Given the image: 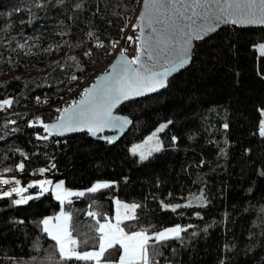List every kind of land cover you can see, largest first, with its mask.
I'll use <instances>...</instances> for the list:
<instances>
[{
  "label": "trees",
  "instance_id": "obj_1",
  "mask_svg": "<svg viewBox=\"0 0 264 264\" xmlns=\"http://www.w3.org/2000/svg\"><path fill=\"white\" fill-rule=\"evenodd\" d=\"M134 1L86 0V7L78 14L79 19L75 23L69 18L70 13L59 8L48 11L47 15L40 11L37 13L39 19L26 27L19 23L20 19H26V13H15L14 32L22 29L26 35L13 39L0 31V99L11 95L18 100L7 111L0 109V137H3L0 139V175H16L19 180L34 177L53 181L63 179L65 185L71 188H87L96 179L117 181L108 189L73 197L65 204L66 211L72 214L69 228L80 241L79 250L98 248L100 233L97 229L100 222L112 220L113 198L118 197L139 205L135 209V217L125 222L126 231H138L140 227L148 225H153L152 230H157L171 223L194 225L187 230L189 236L191 232L201 230L200 235L186 240V246L180 249L182 264H216L221 255L231 257L232 264H259V254L255 257L238 256L235 249H225L223 246L233 243L234 239H247L249 227L257 232L260 230L258 222H253L259 214L258 208H253L251 214L242 211L249 203H257L260 192H256L255 197L250 196L245 191L249 185L240 173L242 169L245 173L248 171V155L257 158V162L264 156V140L256 131L259 101L264 99V76L261 75L264 72V54L259 55L252 47L264 37V28L224 26L217 31L221 37L226 38L228 34L237 37L238 43L229 56L228 70L216 69L215 79L209 83L201 100L189 99L192 93L186 82L192 77L183 70L169 79L171 88L127 102L117 109L119 113L128 115L132 124L125 134L111 144L91 138L86 133L64 138L49 136L47 148L31 144L35 139L32 133L44 129L42 126L28 125L27 120L34 116H40L46 122L54 119L52 109L36 110L37 107L60 101L71 86V75L79 80L96 71L112 51L110 46L98 48L94 38L86 36L90 26L85 21L91 22V28L96 29L94 37L104 40L106 45L112 40L121 41L126 17ZM22 2L0 0V10H7ZM68 3L71 5L72 0H68ZM61 13L71 31H67L65 25H57ZM3 26L4 20L0 17V29ZM62 31L65 32L64 36L60 35ZM4 39L10 41L11 47L4 43ZM17 41H27L28 45L34 47L31 51L19 49L16 47ZM78 41L84 43L78 45ZM54 43L59 46L58 49L49 48ZM89 47L94 52L91 58L83 55ZM73 55L79 58L83 67H78L77 62L71 59ZM62 64L65 66L60 67ZM236 70L238 76L235 75ZM233 79L240 81L235 91L232 88ZM177 85L184 91H178ZM37 96L46 97L47 103L41 105L36 100ZM213 105L219 107V115L216 111L211 115L207 112ZM225 108L229 109L227 116L231 121L227 131L220 126L225 118ZM165 119H172L173 123L159 135L166 145L173 143L175 146L153 152L147 160L140 161L139 156L130 151L131 145L145 138ZM11 120H16L22 131L12 132L13 125L10 123L5 129L4 121ZM172 135L179 139L172 142ZM224 136L231 141L227 145L230 155L226 158L219 155L220 148L225 147ZM16 147H23L29 155L21 156L15 152ZM244 147H252L253 152L245 154ZM53 157L56 169L48 168ZM21 159L26 164L23 172L14 167ZM201 159L206 163L200 164ZM5 167L10 171L4 172ZM40 167L49 170L45 173L33 171ZM157 179L161 183L158 184ZM201 188L205 189L210 206L191 204L182 206L176 212L158 209L161 199L180 202ZM222 189L224 195H221ZM34 190L38 188H29L28 193ZM169 192L173 193L171 197L168 196ZM6 200L0 198V204ZM59 208L60 203L50 193H45L39 200L29 201L27 205L0 207V232L7 217L22 216L25 219V223L13 229L14 235L9 238L14 243L9 255L23 256L27 260L30 256L43 257L49 252H57L55 242L41 233L34 221L43 215H53ZM194 211H203L205 215L195 217L192 215ZM225 211L230 218H224ZM205 224L209 225L206 235L202 231ZM37 235L41 237V247L34 250L29 245ZM16 236H19V240H15ZM20 241H23V245ZM119 253V246L114 245L102 259L118 261ZM37 264H40L39 260ZM73 264L86 262L73 258Z\"/></svg>",
  "mask_w": 264,
  "mask_h": 264
},
{
  "label": "snow or ice",
  "instance_id": "obj_2",
  "mask_svg": "<svg viewBox=\"0 0 264 264\" xmlns=\"http://www.w3.org/2000/svg\"><path fill=\"white\" fill-rule=\"evenodd\" d=\"M85 7L86 0H72L71 5L68 0H23L22 3L14 7L0 10V17H3L4 20V26L0 31L5 32L6 36L13 39L26 35V33H22V29L20 32H14L12 25L13 19H16L15 13L21 15L26 13V19L19 20L20 25L25 27L39 19L37 13L40 11L43 10L47 15L48 11L58 8L70 13L69 18L75 23L79 19L78 14ZM62 16V13L58 15L57 25H65L66 30L71 31ZM135 20L136 23L131 24V27L137 29L139 35H128L127 37L136 42L135 54L126 55L127 49H120L115 56V61L108 66L111 70H105L96 76L91 85L82 89L79 99H73L71 103L58 107L59 115L55 119L46 122L40 116H34L27 120V124L30 126L34 124L43 126V134L40 131H35L32 135L42 141H47L53 133L65 134L77 131L83 133L86 131L87 134L96 137L106 129H111L114 134H106L102 137L105 142L111 144L117 139L115 132L132 123L128 115L114 111L117 105L124 101L131 102L132 98L146 93H154L162 88H171L169 77L172 73H178L180 70L188 72L192 77L190 81L186 82V86L192 93L189 99L201 100L209 83L215 79L216 69L228 70L229 56L238 43V38L231 34H228L226 38L219 36L217 29L222 24L264 25V0H143ZM85 22L90 26L86 36L90 39L94 38L98 48L110 46L111 49H115L117 47L119 43L117 40L109 41L106 45L104 40L95 38L96 29L91 28L90 21L86 20ZM60 35L64 36L65 32L62 31ZM31 38L29 37V39ZM4 43L11 47L8 39H4ZM61 43H66V41H61ZM83 43V41L77 42L78 45ZM16 47L31 51L34 46L28 45L27 41H17ZM58 47L55 43L49 46L50 49H58ZM252 47L264 53V37ZM83 55L91 58L94 55L93 49L89 47ZM71 59L77 62L78 67H83L77 56L73 55ZM64 66L60 65V67ZM235 75H239L238 70ZM261 75L264 76V72ZM73 79H76L75 75H73ZM239 84L238 79H233L232 88L234 91ZM177 90L182 92L184 88L177 85ZM36 100L39 102L40 97L37 96ZM43 102L47 103L46 97ZM14 103H18V100L11 95H6L0 99V109L7 111ZM213 111L219 115L218 106L213 105L207 109L209 115ZM224 111L225 118L220 126L227 131L230 129L231 121L227 116L229 109L225 108ZM258 112L256 131L259 137L264 140V99L259 101ZM13 114L22 115L21 113ZM23 115H27V113H23ZM9 123L13 125L12 132L22 131L16 120L4 121L5 129ZM172 123V119L163 120L146 138V142L147 140L152 141L147 153L142 150L141 145L137 144H133L130 151L134 154L139 153V160L144 161L153 152H159L165 147H174L173 143L166 145L163 139L157 135ZM178 139L179 137L176 135L171 136L172 142ZM223 139L225 147L220 148L219 155L226 158L230 155L227 145L231 141L227 136H224ZM15 152H19L24 157L29 155L23 147H16ZM243 152L251 154L253 148L244 147ZM49 163L52 169L57 168L55 157ZM199 163L203 165L206 161L201 159ZM14 167L21 172L25 171V161L21 159ZM48 170L46 167L33 169L34 172L38 171L39 173H45ZM3 171L9 172L10 168L5 167ZM240 176L248 183L249 186L245 191L250 196L255 197L256 192H260L255 205L249 203L242 209L243 212L251 214L253 208H258L259 214L253 222H258L260 230L257 232L249 227L246 232L247 239L243 241L234 239L233 243L225 244L223 247L235 249V254L238 256L255 257L259 254V264H264V156L260 157L257 162V158L248 155V171L245 173L242 169ZM156 182L161 183L159 179ZM0 183L7 185L6 188L0 189V198H7L0 204V207L27 205L33 199L39 200L45 193H50L61 204L58 213L43 215L34 221L36 228L55 242L54 248L58 250L57 252H49L43 257L30 256L27 260L23 256L9 255V251L14 247V243L9 239L14 235L13 229L25 223L22 216H9L4 222L2 232H0V264H37L38 260L40 264H73V258L76 261H85L86 264H182L180 249L186 246V240L201 234V230L198 229L191 232L189 236L187 230L195 226L182 223H171L161 226L157 230H152L154 226L148 225L140 227L138 231H125L120 226V221L129 218L128 210H132L135 214L134 210L139 205L125 203L117 199L116 222L102 221L97 229L100 233L99 247L79 250L80 241L72 235L69 228L72 214L64 210V202L74 195L84 196L87 193H97L108 189L117 181L96 179L87 188H71L65 185L63 179L55 181L50 178L32 179L27 185H22L16 175H0ZM34 185L38 186V190L27 193V189ZM172 195V192L168 193V196ZM221 195H224L223 189ZM192 203L193 199L191 198L183 200V205L179 202H166L161 199L158 209L176 212L182 206H189ZM195 203L210 206L211 201L205 195L204 188H201L200 195L195 197ZM121 205L125 209L123 213H121ZM89 214L92 215V213ZM177 214L183 215V213ZM239 214L237 213V215ZM192 215L202 217L205 213L194 211ZM223 215L225 219L230 218L227 211ZM208 228L209 225L205 224L202 230L203 234H207ZM25 236H27V232H25ZM15 240H19V236H16ZM40 241L41 237L37 235L29 247L34 250L39 249ZM174 241L178 243H174ZM20 244L23 245V241H20ZM117 244L123 249L119 253V260L102 259L105 257L106 251ZM216 264H232L231 257L221 255Z\"/></svg>",
  "mask_w": 264,
  "mask_h": 264
},
{
  "label": "built area",
  "instance_id": "obj_3",
  "mask_svg": "<svg viewBox=\"0 0 264 264\" xmlns=\"http://www.w3.org/2000/svg\"><path fill=\"white\" fill-rule=\"evenodd\" d=\"M140 1L141 0H135L131 6L130 12L128 13L126 17V25L127 27L124 28V33L121 41L117 44V47L115 49H112L109 57L105 60L104 63H106L105 67L97 70L96 72H92L86 76L85 79H82L80 81L77 79H73V75L70 76L71 80V86L68 89L67 94L58 102L52 105L48 106H39L37 107L36 110H43V109H52L54 113V119L59 115L57 108L58 107H63L66 104L71 103L73 99H79L80 93L83 88L88 87L91 85L95 79L96 76H98L100 73L104 72L105 70L108 69L109 64L113 60V58L119 53V50L122 48H126L127 52L125 53L126 55H134L135 54V48H136V42L133 40H129L127 37L128 35H133V36H138L139 32L137 29H134L131 27V24L136 23L135 17L139 14V9H140ZM80 81V82H79ZM44 99H40L39 103L41 105L44 104ZM7 113V112H6ZM5 113V114H6ZM32 126H42L39 124H34ZM43 128V126H42ZM40 132L43 134L44 130H40ZM53 136V135H51ZM50 137L48 138L47 141H42L35 137V139L32 141V145L39 146L41 148H47L49 144ZM48 168H51V164L48 165ZM7 185H4L3 183H0V189L6 188Z\"/></svg>",
  "mask_w": 264,
  "mask_h": 264
},
{
  "label": "rangeland",
  "instance_id": "obj_4",
  "mask_svg": "<svg viewBox=\"0 0 264 264\" xmlns=\"http://www.w3.org/2000/svg\"><path fill=\"white\" fill-rule=\"evenodd\" d=\"M256 49V52L259 54V55H263L264 53H262L259 49H257V48H255ZM107 63V62H106ZM106 63H104L103 65H101L97 70H100V69H102V68H104L105 67V65H106ZM96 70V71H97ZM95 71V72H96ZM86 78V76L85 77H83V78H80V81L82 80V79H85ZM79 81V82H80ZM155 130V129H154ZM153 130V131H154ZM152 131V132H153ZM151 132V133H152ZM150 133V134H151ZM150 134H148L145 138H143L142 140H139V141H137V142H135V143H133V144H137V145H141V148H142V150H144L146 153H147V150L151 147V144H152V141L151 140H147V142H146V138H148L149 136H150ZM160 133H158L157 135H159ZM160 136V135H159ZM132 144V145H133ZM132 145H131V147H132ZM131 147H130V149H131ZM135 154H137L138 156H139V153H135ZM32 179H44V177H34V178H30V179H28V180H22V179H20V182H21V184L22 185H27L28 184V182L30 181V180H32ZM25 182V183H24ZM32 187H37L38 188V186H31V187H29V188H32ZM29 188L27 189V193H28V190H29ZM15 195V194H14ZM200 195V191L199 192H192V193H190L189 195H187L183 200H185V199H189V198H191V199H193V203L192 204H196L195 203V197H197V196H199ZM76 196H78V195H74L73 197H76ZM73 197H71L69 200H66L65 202H64V205H63V208H64V210L66 211V208H65V204L68 202V201H70ZM55 198V197H54ZM117 199H119L118 197H114L113 198V217H112V220H111V222L112 223H115L116 222V212H117V203H116V200ZM120 201H122V202H125V203H136V202H127V201H124V200H122V199H119ZM183 200L182 201H180L179 203H181L182 205H183ZM59 202V201H58ZM60 203V202H59ZM60 208H61V204H60ZM60 208H59V210H58V212L60 211ZM125 211V209L123 208V206L121 205V213H123ZM58 212H56V213H58ZM67 212V211H66ZM134 212H135V210H134ZM128 216H129V218L128 219H122L121 221H120V226L121 227H123L124 229H125V231H126V228H125V222L126 221H128V220H131V219H133L134 217H135V214H133V211L132 210H128ZM118 245V244H117ZM119 246V245H118ZM99 247V246H98ZM119 248H120V252L123 250L120 246H119ZM119 260V259H118Z\"/></svg>",
  "mask_w": 264,
  "mask_h": 264
},
{
  "label": "water",
  "instance_id": "obj_5",
  "mask_svg": "<svg viewBox=\"0 0 264 264\" xmlns=\"http://www.w3.org/2000/svg\"><path fill=\"white\" fill-rule=\"evenodd\" d=\"M142 4H143V0H141L140 1V8L142 7ZM224 26H236V27H238V28H264V25H233V24H227V25H220V27L217 29V31L220 29V28H222V27H224ZM115 61V57L113 58V60L111 61V63H113ZM110 63V64H111ZM108 71H110L111 69L108 67V69H107ZM181 71H183V70H180L179 72H181ZM178 72V73H179ZM103 73V72H102ZM102 73H100V74H102ZM178 73H172L171 75H170V77H169V79L170 78H172L174 75H176V74H178ZM99 74V75H100ZM166 88H162V89H159L157 92H154V93H146V94H144V95H142V96H139V97H134V98H132V101L133 100H136V99H141V98H145V97H148V96H150V95H153V94H156V93H159V92H161V91H163V90H165ZM127 102H129V101H124V102H122L120 105H117V108L116 109H114V111H117V109L121 106V105H123V104H125V103H127ZM121 114V113H120ZM124 115V114H123ZM132 124V123H131ZM131 124H129L128 126H126L125 128H123V129H121V130H119L118 132H115V134H116V136H117V139L119 138V137H121L123 134H125L129 129H130V127H131ZM78 133H82V132H80V131H77V132H72V133H65V134H58V133H53L52 135L53 136H55V137H59V138H64V137H68V136H72V135H74V134H78ZM83 133H86V131L85 132H83ZM87 134V133H86ZM112 135V134H114L113 133V130H111V129H106L103 133H101L100 135H98V136H96V137H93V136H91V135H89V134H87L89 137H91V138H94V139H99V140H103V135ZM116 139V140H117Z\"/></svg>",
  "mask_w": 264,
  "mask_h": 264
},
{
  "label": "bare ground",
  "instance_id": "obj_6",
  "mask_svg": "<svg viewBox=\"0 0 264 264\" xmlns=\"http://www.w3.org/2000/svg\"><path fill=\"white\" fill-rule=\"evenodd\" d=\"M40 99H43V98H40ZM44 99H45V98H44ZM33 111H34V110H33ZM11 112H12V111H10V112H7V113H6V112H4V113H3V115H5V113H6V114H8V113H11ZM30 112H31V111H30ZM31 113H33V112H31ZM32 146H36V145H32ZM38 147H39V146H38Z\"/></svg>",
  "mask_w": 264,
  "mask_h": 264
},
{
  "label": "crops",
  "instance_id": "obj_7",
  "mask_svg": "<svg viewBox=\"0 0 264 264\" xmlns=\"http://www.w3.org/2000/svg\"><path fill=\"white\" fill-rule=\"evenodd\" d=\"M22 180H24V179H22ZM25 180H28V179H25ZM25 183V182H24Z\"/></svg>",
  "mask_w": 264,
  "mask_h": 264
}]
</instances>
